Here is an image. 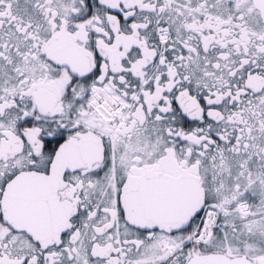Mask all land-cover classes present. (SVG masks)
<instances>
[{
	"label": "snow or ice",
	"instance_id": "obj_1",
	"mask_svg": "<svg viewBox=\"0 0 264 264\" xmlns=\"http://www.w3.org/2000/svg\"><path fill=\"white\" fill-rule=\"evenodd\" d=\"M0 264H264V0H0Z\"/></svg>",
	"mask_w": 264,
	"mask_h": 264
}]
</instances>
